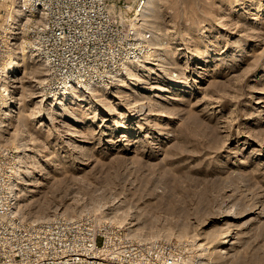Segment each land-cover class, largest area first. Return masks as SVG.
<instances>
[{"label":"rangeland","instance_id":"374dc122","mask_svg":"<svg viewBox=\"0 0 264 264\" xmlns=\"http://www.w3.org/2000/svg\"><path fill=\"white\" fill-rule=\"evenodd\" d=\"M109 1L134 16L141 0ZM10 3L0 0V27ZM154 4L137 18L156 45L137 84L131 71L77 88L52 118L40 92L46 63L20 50L3 140L13 145L20 122L42 152L19 210L123 226L175 264H264V0Z\"/></svg>","mask_w":264,"mask_h":264},{"label":"built area","instance_id":"2783aa9c","mask_svg":"<svg viewBox=\"0 0 264 264\" xmlns=\"http://www.w3.org/2000/svg\"><path fill=\"white\" fill-rule=\"evenodd\" d=\"M20 7L22 19L0 27V264H175L174 254L133 240L123 226L86 214L34 220L19 210L17 152L2 132L6 105L13 106L15 56L27 49L45 61L40 92L48 99L54 91L112 80L152 44L143 23L132 24L131 10L124 14L109 0H20Z\"/></svg>","mask_w":264,"mask_h":264},{"label":"bare ground","instance_id":"6f19581e","mask_svg":"<svg viewBox=\"0 0 264 264\" xmlns=\"http://www.w3.org/2000/svg\"><path fill=\"white\" fill-rule=\"evenodd\" d=\"M140 2L142 7L141 9H138L135 11V15L132 17L133 21L132 24H138V20L137 18L140 17L141 18H145L144 15L147 12L146 8H150L151 6H154V0H141ZM139 2V3H140ZM20 0H11L10 6H11V10L8 12L7 17L5 19L4 24H8L10 20H12V22H19L20 19H22V16L24 15L23 11L21 10L20 7ZM143 9V10H142ZM147 15V14H146ZM136 18V19H135ZM139 19V22H140ZM142 20V19H141ZM3 24H1L2 26ZM147 29V28H146ZM161 35V34H160ZM159 35V36H160ZM158 37V35H157ZM163 37L161 35L160 38H157L158 40H161ZM156 43V42H155ZM154 44V42H153ZM153 45H151L148 49V53L150 52L151 49H153L152 47ZM156 47V45H155ZM154 47V48H155ZM27 51V50H26ZM21 52V51H20ZM23 52V51H22ZM21 52V53H22ZM161 52V51H160ZM26 53V52H25ZM25 53L22 54V56L20 54H17L15 57H17V63L15 65H13V72L15 71V69L19 66V63L21 61V59L23 57H26ZM30 54V53H29ZM31 55V54H30ZM161 55V54H160ZM38 56V55H37ZM162 56V55H161ZM147 57V56H146ZM164 57V56H163ZM40 58V57H39ZM160 58V57H159ZM25 59V58H24ZM43 60V59H42ZM44 61V60H43ZM45 62V61H44ZM161 62V61H160ZM156 62H154L155 64ZM148 66L147 61H144L143 57L141 58H133L132 60L130 59L129 61L125 62L124 66L125 67L123 69H120V73L121 72H131V71H135V76L133 78V80H131V84H137L139 77V71L142 69H145ZM149 67V66H148ZM151 67V66H150ZM152 68V67H151ZM132 73V72H131ZM134 73V72H133ZM119 74V73H118ZM141 76V75H140ZM118 77H120L118 75ZM131 77V76H130ZM121 78V77H120ZM117 77H114L112 80L107 81L108 85L109 83H118L119 81L117 80ZM125 82V81H124ZM130 82L126 81L124 84L125 88H132L133 86L130 84ZM105 84V83H103ZM102 85V84H101ZM106 85V84H105ZM107 86V85H106ZM158 86V85H157ZM96 88V87H95ZM105 88V86H104ZM75 88L72 89H64L62 91H54L53 94L51 95V100L49 102L50 104V108L48 109V114L44 117L46 119L52 118L54 117L53 114L56 111V107L60 106V108H67V104H68V99L74 94ZM80 89V88H79ZM78 89V90H79ZM134 89V88H133ZM131 95V94H130ZM147 95V94H146ZM15 99V98H14ZM62 106H61V105ZM38 106V104H36ZM39 105H43L45 106V102L42 101V99H40L39 101ZM135 105V104H134ZM40 108V107H38ZM148 108V107H147ZM13 107L12 105H6V116L2 119V132L4 134V132L6 131V128H8L10 125V118L13 114ZM47 110V109H46ZM114 111V110H113ZM142 111V110H141ZM47 112V111H46ZM145 113V112H144ZM114 114V113H113ZM31 115V114H30ZM14 117V116H13ZM14 120V119H13ZM18 122V121H17ZM46 122V121H45ZM50 122V121H49ZM20 123V122H19ZM19 123L14 124V130L13 133L16 135L15 138L12 140L13 143V147L15 148L17 154H16V161H15V165H16V173L14 174V177L16 178V182H15V189H16V193L19 195L20 198V191L24 190L22 189L24 186V184H28V190L29 191H36L35 186L37 185V177H38V172H36L35 169L31 168V163L32 165L35 166V164L39 161L37 156L39 154H41V147L39 148H35V146L33 145V143H35V141H33V137L31 136V133L29 132V130L27 128L24 127V125H20ZM47 124V123H46ZM51 125V124H50ZM26 126V125H25ZM49 126L47 125L46 128H48ZM49 130H51L49 128ZM75 134V133H74ZM73 134V135H74ZM32 158V159H31ZM40 158V157H39ZM39 164V162H38ZM38 169V166L36 167ZM42 184V183H41ZM25 188V187H24ZM27 192V191H26ZM30 194V193H29ZM28 195V193H27ZM233 233L231 232V229L228 230V232L226 233L223 242L224 243H232L234 242L232 240V237H230Z\"/></svg>","mask_w":264,"mask_h":264}]
</instances>
